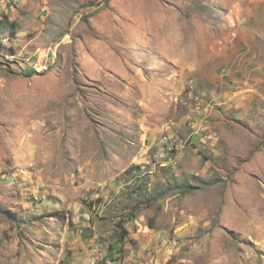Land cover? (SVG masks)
<instances>
[{"label": "rangeland", "instance_id": "rangeland-1", "mask_svg": "<svg viewBox=\"0 0 264 264\" xmlns=\"http://www.w3.org/2000/svg\"><path fill=\"white\" fill-rule=\"evenodd\" d=\"M0 264H264V0H0Z\"/></svg>", "mask_w": 264, "mask_h": 264}, {"label": "built area", "instance_id": "built-area-1", "mask_svg": "<svg viewBox=\"0 0 264 264\" xmlns=\"http://www.w3.org/2000/svg\"><path fill=\"white\" fill-rule=\"evenodd\" d=\"M17 1L18 0H1L2 4L5 6H14ZM49 57L50 55L48 53H46L45 55L38 54L33 57H28L25 63L26 65H29L31 67L33 72L45 73L50 71V69L52 68L53 62L50 61Z\"/></svg>", "mask_w": 264, "mask_h": 264}, {"label": "trees", "instance_id": "trees-1", "mask_svg": "<svg viewBox=\"0 0 264 264\" xmlns=\"http://www.w3.org/2000/svg\"><path fill=\"white\" fill-rule=\"evenodd\" d=\"M14 24V23H13ZM127 236V231L125 230V237Z\"/></svg>", "mask_w": 264, "mask_h": 264}]
</instances>
